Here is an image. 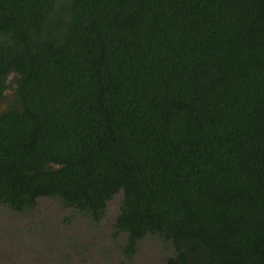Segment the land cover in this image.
Segmentation results:
<instances>
[{"label":"trees","instance_id":"1","mask_svg":"<svg viewBox=\"0 0 264 264\" xmlns=\"http://www.w3.org/2000/svg\"><path fill=\"white\" fill-rule=\"evenodd\" d=\"M4 101L0 205L121 191L126 256L264 264V0H0Z\"/></svg>","mask_w":264,"mask_h":264},{"label":"rangeland","instance_id":"2","mask_svg":"<svg viewBox=\"0 0 264 264\" xmlns=\"http://www.w3.org/2000/svg\"><path fill=\"white\" fill-rule=\"evenodd\" d=\"M13 80L10 73L4 95L11 94ZM5 107L6 101L0 111ZM122 196L107 202L97 224L52 198H39L24 213L0 205V264H166L174 250L160 235L146 234L129 257L123 252L126 235H113Z\"/></svg>","mask_w":264,"mask_h":264},{"label":"flooded vegetation","instance_id":"3","mask_svg":"<svg viewBox=\"0 0 264 264\" xmlns=\"http://www.w3.org/2000/svg\"><path fill=\"white\" fill-rule=\"evenodd\" d=\"M115 196V195H114ZM38 200V199H37ZM110 201V200H109ZM37 202V201H36ZM107 204V203H106ZM35 207V206H34ZM33 207V208H34ZM105 212V211H104ZM88 215V214H87ZM89 216V218H90V220L94 223V224H97V223H99L101 220H102V218H103V216H104V214H103V216L102 217H100V219H98V221H94L92 218H91V216L90 215H88ZM116 222V221H115ZM122 234H124V233H122ZM122 234H120V235H122ZM124 235H126V234H124ZM117 236H119V235H117ZM126 242H127V236H126Z\"/></svg>","mask_w":264,"mask_h":264}]
</instances>
